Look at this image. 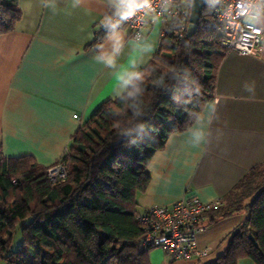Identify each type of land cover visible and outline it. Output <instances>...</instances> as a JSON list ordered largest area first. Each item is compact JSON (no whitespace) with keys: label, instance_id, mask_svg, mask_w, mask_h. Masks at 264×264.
<instances>
[{"label":"crops","instance_id":"crops-1","mask_svg":"<svg viewBox=\"0 0 264 264\" xmlns=\"http://www.w3.org/2000/svg\"><path fill=\"white\" fill-rule=\"evenodd\" d=\"M125 0H18L21 17L0 34V158L33 156L51 166L99 106L120 97L154 58L166 22H155L140 39L118 29L98 30ZM264 30V15L257 19ZM101 57H104L101 59ZM111 59L112 63H107ZM253 87L246 91L245 85ZM264 164V40L255 55L227 53L216 74L212 99L186 130L173 133L153 156L151 180L136 194L137 210L197 197L223 199L254 167ZM246 210L204 220L198 247L205 253L173 259L163 248L150 264H211L229 245ZM238 264H256L242 258Z\"/></svg>","mask_w":264,"mask_h":264},{"label":"trees","instance_id":"trees-1","mask_svg":"<svg viewBox=\"0 0 264 264\" xmlns=\"http://www.w3.org/2000/svg\"><path fill=\"white\" fill-rule=\"evenodd\" d=\"M21 13L18 0H0V34L12 31ZM190 13L191 4L182 21L166 24L158 52L127 91L102 103L79 128L55 163L66 166L65 179L51 180L49 166L31 155L0 158V261L150 264L152 247L143 245L136 194L150 183L156 152L173 133L191 126L212 99L228 53L210 3L192 36ZM103 39L98 36L94 45ZM222 202L208 214L212 220L242 210L248 217L211 264H238L242 258L264 264V164L251 169ZM18 229L22 242L13 249Z\"/></svg>","mask_w":264,"mask_h":264},{"label":"built area","instance_id":"built-area-1","mask_svg":"<svg viewBox=\"0 0 264 264\" xmlns=\"http://www.w3.org/2000/svg\"><path fill=\"white\" fill-rule=\"evenodd\" d=\"M192 0H137L129 6L125 0L104 21L98 36L118 29H128L132 37L140 39L155 22L162 18L166 24L183 20V15ZM210 10L219 22L223 37L222 47L228 53L255 55L264 40V30L258 24L256 12L259 0H208ZM106 25H116L115 28ZM188 28V27H187ZM186 24L181 25V31ZM51 180L65 179L64 164H53L48 169ZM222 199L203 201L197 197L182 198L170 204L155 205L137 214V220L145 235L143 245L161 247L173 259H191L205 252L198 247V237L204 230L208 214L220 206Z\"/></svg>","mask_w":264,"mask_h":264},{"label":"water","instance_id":"water-1","mask_svg":"<svg viewBox=\"0 0 264 264\" xmlns=\"http://www.w3.org/2000/svg\"><path fill=\"white\" fill-rule=\"evenodd\" d=\"M207 4H208V0H192L190 20L188 25L189 36H192L196 32L198 26L200 25L204 8L206 7ZM250 238L254 240V237L252 235L250 236ZM255 245L257 246L258 243L256 242Z\"/></svg>","mask_w":264,"mask_h":264},{"label":"clouds","instance_id":"clouds-1","mask_svg":"<svg viewBox=\"0 0 264 264\" xmlns=\"http://www.w3.org/2000/svg\"><path fill=\"white\" fill-rule=\"evenodd\" d=\"M129 6L135 4L137 0H127ZM80 3V0H72L73 7H76ZM44 6L52 8L53 11L56 9V0H44ZM261 15H264V0H259V11L256 12V16L254 17V22L256 18H259ZM112 28H115L116 25H106ZM104 57H101L103 59ZM107 63L111 64L112 60L108 59ZM246 91L252 92L254 89L251 86L245 85Z\"/></svg>","mask_w":264,"mask_h":264},{"label":"rangeland","instance_id":"rangeland-1","mask_svg":"<svg viewBox=\"0 0 264 264\" xmlns=\"http://www.w3.org/2000/svg\"><path fill=\"white\" fill-rule=\"evenodd\" d=\"M21 242H22V235L20 229H18L13 237L12 248L16 249ZM0 264H7V262L5 260H1Z\"/></svg>","mask_w":264,"mask_h":264}]
</instances>
